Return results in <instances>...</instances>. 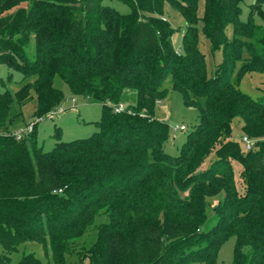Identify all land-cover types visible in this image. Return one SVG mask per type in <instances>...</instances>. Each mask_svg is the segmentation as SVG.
Wrapping results in <instances>:
<instances>
[{"label": "trees", "instance_id": "obj_1", "mask_svg": "<svg viewBox=\"0 0 264 264\" xmlns=\"http://www.w3.org/2000/svg\"><path fill=\"white\" fill-rule=\"evenodd\" d=\"M106 1L0 0V64L21 74L17 90L0 93V264L26 243L40 244L46 262L28 252L16 264H215L230 238L231 264H264V103L240 90L247 74L264 73V0L246 21L243 0H117L127 13ZM166 6L184 23L180 51ZM200 37L212 58L222 54L209 72ZM167 80L197 113L175 156L164 150L169 126L154 117ZM57 81L101 116L91 136L43 151L37 122L14 132L30 101L37 121L56 112ZM125 90L132 114L114 111ZM235 120L250 150L230 139Z\"/></svg>", "mask_w": 264, "mask_h": 264}, {"label": "rangeland", "instance_id": "obj_2", "mask_svg": "<svg viewBox=\"0 0 264 264\" xmlns=\"http://www.w3.org/2000/svg\"><path fill=\"white\" fill-rule=\"evenodd\" d=\"M255 0H243L240 4L241 13L240 19L247 20L250 6ZM106 3L120 13H127L128 8L122 5L117 0H107ZM264 11V4L262 6ZM202 14V5L199 3L198 17ZM162 18L168 20L175 29L172 44L176 51L181 50V40L184 32V23L181 16L168 6H166V14ZM253 21L255 24H262L261 18L254 14ZM230 37V33L228 34ZM207 42L199 38V51L204 55L208 72L213 68V65L221 62V51L215 53L214 58L208 53ZM26 55L30 61L34 59V41L30 39L26 47ZM11 75L10 83H6L8 75ZM21 74L16 71L9 70L6 66L0 64V93L8 88L12 91L17 90L21 86ZM5 83V85L3 84ZM57 87L62 90L64 100L55 113H49L41 120L33 116L34 102L30 101L23 107V123L22 127H26L29 123L37 122V140L38 144L42 146L43 151H49L58 141L67 142L74 139H82L91 136L97 131L93 122L98 121L101 116V105L98 103L90 102L83 97H74L70 94L67 86L59 81L55 83ZM167 89L166 97L157 103L154 117L166 123L170 129V138L164 146V150L171 156L178 154V149L185 142L187 134L192 130L193 126L197 123V113L194 108L187 107L183 104L182 96L179 92L171 88L170 80L165 83ZM240 90L248 95L250 98L261 101L264 103V73H250L247 74L240 83ZM124 112L132 114L130 107L135 104V94L131 90H125L122 95V102L120 103ZM184 126V130H179V127ZM242 130V123L239 120L233 121L231 125L230 139L240 144L241 138L244 136ZM251 143L255 142L250 140ZM214 160V155H210L204 162L203 167H207ZM232 168L234 171V178L238 185V190L242 189L239 180L240 165L233 161ZM217 200H214L215 203ZM105 222V218H98L95 224ZM214 224L213 213L209 212L207 222L204 225V230H209ZM95 237L94 231L90 230L84 240L86 245L90 244ZM234 247V238L228 239L224 242L217 253V260L215 264H231ZM34 253L42 262H46L44 251L40 244L26 243L20 246L17 252L10 255L11 264H16L22 253ZM203 264V263H193Z\"/></svg>", "mask_w": 264, "mask_h": 264}, {"label": "built area", "instance_id": "obj_3", "mask_svg": "<svg viewBox=\"0 0 264 264\" xmlns=\"http://www.w3.org/2000/svg\"><path fill=\"white\" fill-rule=\"evenodd\" d=\"M115 112H124L123 107L120 105H118L115 109ZM32 128V123H29L26 127L24 128H20L18 130H16L14 132V135L16 136L17 139L20 138V136L22 135V133L31 130ZM179 130H184V126L179 127ZM241 143L243 144L244 148L246 150H250L252 148V143L250 141V139H248L246 136H243L241 138Z\"/></svg>", "mask_w": 264, "mask_h": 264}]
</instances>
